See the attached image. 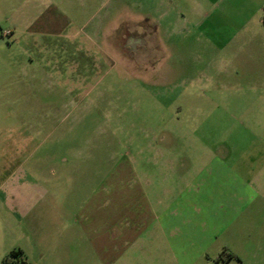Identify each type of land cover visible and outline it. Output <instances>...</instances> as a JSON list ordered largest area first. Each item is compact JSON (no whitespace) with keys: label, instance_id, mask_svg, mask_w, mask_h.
Segmentation results:
<instances>
[{"label":"rangeland","instance_id":"rangeland-1","mask_svg":"<svg viewBox=\"0 0 264 264\" xmlns=\"http://www.w3.org/2000/svg\"><path fill=\"white\" fill-rule=\"evenodd\" d=\"M215 159L261 194L218 236L181 197ZM4 162L44 197L35 222L0 204V264H264V0H0V186Z\"/></svg>","mask_w":264,"mask_h":264},{"label":"crops","instance_id":"crops-1","mask_svg":"<svg viewBox=\"0 0 264 264\" xmlns=\"http://www.w3.org/2000/svg\"><path fill=\"white\" fill-rule=\"evenodd\" d=\"M183 16V15H182ZM208 15L203 14L202 19H205ZM12 162H4L5 168L8 167V171L5 173V178L0 186V204L4 207L7 218L14 220L15 222L22 223L30 218L31 222L38 220L40 215L42 197L44 193L41 190L39 182L32 177V175L23 168L22 162L18 165L17 169L11 170ZM160 162H154L153 167L156 168ZM240 162H221L218 159L212 162H202L203 167L196 169L193 173L183 177L185 185L181 192V197H186V203L190 204L193 200L203 201L204 198H209L206 203V208L202 209V215L213 217L217 222L214 223L213 229L209 232L212 236H218V232L225 233L233 225L231 221L235 214L236 207H243L246 202L250 204L253 198L261 196L260 188L256 185V176L258 175L245 169H238ZM245 165V164H244ZM193 167L192 165H183V169ZM136 164L132 166V187L128 188L130 194L136 199H144L146 195L142 188V180L145 178V174L138 169ZM168 173L171 174V170L168 167ZM187 173V171H183ZM124 172L119 171L117 178L121 183H124ZM164 179L166 178V171L163 172ZM170 178V175H168ZM126 189L125 187H121ZM124 197L120 195V201L124 202ZM132 197V196H131ZM237 200H240L237 202ZM237 204H239L237 206ZM123 206V205H122ZM185 206V205H184ZM124 208V207H123ZM205 210V212H204ZM39 213V215H38ZM144 214H133L135 218L134 229L128 231L130 235L138 233V230L142 228V221L144 220ZM101 219V218H99ZM107 223V217L105 218ZM141 227V228H140ZM20 229V228H19ZM145 228H142V231ZM217 233V234H216ZM138 236V235H137ZM211 236V238H213ZM209 237V239H211ZM12 252H20V260L23 259L24 253L21 249H13ZM10 253V254H11Z\"/></svg>","mask_w":264,"mask_h":264},{"label":"trees","instance_id":"trees-1","mask_svg":"<svg viewBox=\"0 0 264 264\" xmlns=\"http://www.w3.org/2000/svg\"><path fill=\"white\" fill-rule=\"evenodd\" d=\"M21 256L20 252H12L8 258L5 259L4 264H13V263H18L16 260L19 259ZM230 259H238L234 255H229ZM14 259V260H13Z\"/></svg>","mask_w":264,"mask_h":264},{"label":"flooded vegetation","instance_id":"flooded-vegetation-1","mask_svg":"<svg viewBox=\"0 0 264 264\" xmlns=\"http://www.w3.org/2000/svg\"><path fill=\"white\" fill-rule=\"evenodd\" d=\"M151 29V28H150ZM156 29H158V27H156ZM151 30H155V28L153 27ZM147 30H145V32H146ZM149 33H151L150 31H149Z\"/></svg>","mask_w":264,"mask_h":264}]
</instances>
